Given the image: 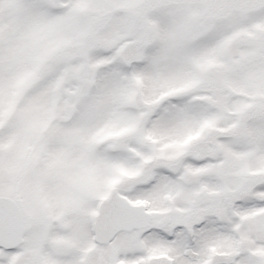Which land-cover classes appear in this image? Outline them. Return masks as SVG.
Listing matches in <instances>:
<instances>
[{
	"label": "snow or ice",
	"instance_id": "6c2138e0",
	"mask_svg": "<svg viewBox=\"0 0 264 264\" xmlns=\"http://www.w3.org/2000/svg\"><path fill=\"white\" fill-rule=\"evenodd\" d=\"M0 264H264V0H0Z\"/></svg>",
	"mask_w": 264,
	"mask_h": 264
}]
</instances>
